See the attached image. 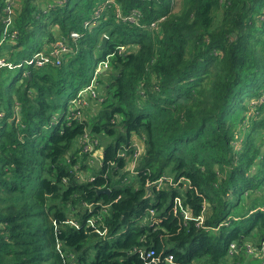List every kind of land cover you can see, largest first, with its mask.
Here are the masks:
<instances>
[{
    "label": "trees",
    "instance_id": "trees-1",
    "mask_svg": "<svg viewBox=\"0 0 264 264\" xmlns=\"http://www.w3.org/2000/svg\"><path fill=\"white\" fill-rule=\"evenodd\" d=\"M104 1L13 0L0 264H145L135 247L224 264L231 241L238 264L264 239V0ZM108 54L98 97L72 103Z\"/></svg>",
    "mask_w": 264,
    "mask_h": 264
},
{
    "label": "built area",
    "instance_id": "built-area-1",
    "mask_svg": "<svg viewBox=\"0 0 264 264\" xmlns=\"http://www.w3.org/2000/svg\"><path fill=\"white\" fill-rule=\"evenodd\" d=\"M113 0H105V3L108 2H112ZM13 0H5L4 6H3V16H2V22H3V26H2V30H1V34H0V45L4 42L7 41L9 39H14L17 35V30L15 28H13L12 26V13H13ZM116 16L117 17H121L122 14L119 10V7H117L116 9ZM138 17H139V12L136 9H132L129 14L125 15V17L123 19L132 21V22H137L138 23ZM163 19V17H161L158 20L152 21L150 23V26L155 28L157 26V22L159 20ZM72 36H76V33H71ZM118 52H122L123 50V46H118ZM67 47L62 43V41L58 40L55 42L54 46H53V50L51 49V53L53 56H57L58 54H60L63 51H66ZM111 54H108L106 56V58L102 61H100L97 66L95 67L90 79L88 80V82L82 87V89L79 90V92L77 93L75 99L72 101V103H86V101L84 100L83 96L86 94L88 97L90 98H96L98 97V91H97V76L98 73L101 71H105L108 67V57ZM48 61V57L43 56L41 53H36L34 55V57L28 61V62H33L35 65L37 66H42L44 63H46ZM58 59L56 60V63H58ZM12 66V64L10 62H8L5 58V56H0V67L1 66ZM83 98V99H82ZM99 100L101 99L100 97L98 98ZM79 113V112H78ZM86 140H88V136L84 137ZM94 143H90L85 146L88 147H93ZM84 146V147H85ZM140 154L139 149L135 150L134 152V161L137 160L138 156ZM91 179H93V177H91ZM165 179H169L168 177ZM176 203L178 205H180V200L176 199ZM199 222L201 223L202 220H199ZM244 251L248 254V255H252L254 257H258L259 260L261 261L260 264H264V239L259 243L258 246L250 244V243H246L244 244ZM133 252L138 253L139 256H141L144 260H145V264H149V263H154V264H158V263H162V264H182V263H176L174 261V257L172 254H168L167 256H165L163 259L159 256L154 257V251L153 250H147L145 247H135L133 249ZM235 254H239L238 249H237V244L234 241H231L229 243L228 246V251H227V256L228 258L233 257ZM190 264H195V263H190ZM218 264H223V263H218Z\"/></svg>",
    "mask_w": 264,
    "mask_h": 264
},
{
    "label": "rangeland",
    "instance_id": "rangeland-1",
    "mask_svg": "<svg viewBox=\"0 0 264 264\" xmlns=\"http://www.w3.org/2000/svg\"><path fill=\"white\" fill-rule=\"evenodd\" d=\"M21 61V60H20ZM28 68V66L27 65H24V69H27ZM19 69H16V71H18ZM92 73L93 72H91L90 74H89V76L87 77V81L90 79V77H91V75H92ZM83 98H84V100L85 101H88L89 99H90V97H88L86 94L83 96ZM82 98V99H83ZM94 102H92L91 104H93ZM83 105H84V103H82ZM90 104V105H91ZM81 113L83 114L84 113V115H86V113H87V110H84L83 111V108H82V110H81ZM88 144H90V142H88ZM84 150H85V152H86V159L88 160L87 162H88V167H89V169H88V171H87V173H89V171H90V168H92L93 166H95V167H97L98 165H99V163L98 162H96V160H97V154L100 152H97L98 151V148L96 149V148H93V147H88V146H85L84 147ZM96 153V154H95ZM82 172H80V174H81ZM133 173H131L130 172V175H132ZM87 176V174L85 173V175H83V177H86ZM244 254H246V255H248L245 251H243V250H241V253H240V255H241V258L239 259V263L238 264H260L261 263V261L259 260V258L258 257H255V258H253L254 256H250V255H248V256H245ZM247 261H248V263H247ZM193 263H195V264H204L203 262H193ZM232 263V261H231V258H229L226 262H224V264H231Z\"/></svg>",
    "mask_w": 264,
    "mask_h": 264
},
{
    "label": "water",
    "instance_id": "water-1",
    "mask_svg": "<svg viewBox=\"0 0 264 264\" xmlns=\"http://www.w3.org/2000/svg\"><path fill=\"white\" fill-rule=\"evenodd\" d=\"M106 39H107V36H106V35H103V39H102V42H101V46L104 45ZM27 73H28V75H30V72H27ZM148 190H149V189H148ZM101 191H106V192H108L109 189H103V190H101ZM149 264H154V263L151 262V263H149Z\"/></svg>",
    "mask_w": 264,
    "mask_h": 264
},
{
    "label": "crops",
    "instance_id": "crops-1",
    "mask_svg": "<svg viewBox=\"0 0 264 264\" xmlns=\"http://www.w3.org/2000/svg\"><path fill=\"white\" fill-rule=\"evenodd\" d=\"M100 151V152H99ZM97 152H99L98 154H97V160H96V162H100V153H101V149H99L98 148V151ZM96 154V153H95ZM245 256H248V255H246V254H244ZM250 256H252V255H250ZM253 258H255V257H253ZM247 263H248V261H247ZM250 264V263H249Z\"/></svg>",
    "mask_w": 264,
    "mask_h": 264
}]
</instances>
